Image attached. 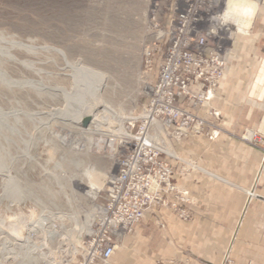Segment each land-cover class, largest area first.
I'll list each match as a JSON object with an SVG mask.
<instances>
[{"label":"rangeland","instance_id":"374dc122","mask_svg":"<svg viewBox=\"0 0 264 264\" xmlns=\"http://www.w3.org/2000/svg\"><path fill=\"white\" fill-rule=\"evenodd\" d=\"M238 1L226 20L235 28V38H246L253 34L263 3ZM156 4L162 10L157 19L166 25L165 0H0V264H73L76 259L79 240L89 233L90 215L96 214L94 205L103 201L108 175L116 170V153L134 120L129 117L144 113L150 78L145 53L153 41L151 19ZM246 58L244 51L242 59ZM263 59L264 55L258 60ZM229 68L230 60L225 57L215 96L195 110L208 121L204 133L173 137V131L166 130L158 139L164 151L160 158L172 165L174 177L181 178L200 167L197 159L176 152L189 137L202 136L210 144L221 137L237 138L253 147L261 157L253 189L263 197L251 199L239 242L246 236L253 241L259 234L256 225L264 220L262 213L254 214L264 207V132L257 122V127H245L238 133L227 127L229 111L242 103L230 99L226 90L218 94L221 83L230 86ZM260 71L258 68V74ZM194 85L198 83H193L195 90ZM218 97L221 125V111L215 105ZM89 106L92 121L82 119ZM211 107L218 110V116L210 114ZM256 118L260 122L261 117ZM100 120L106 136L93 130ZM102 135L110 142L98 141ZM85 170L92 176L83 174ZM94 176L97 178L91 181L95 185L99 181L102 188L96 199L85 193L87 179ZM250 188L242 191L224 186L221 198L217 190V198L211 199L215 189H206L199 198L180 187L188 191L186 201L179 200V207L156 206L139 227L148 225L149 234L155 221L165 230V215H172L187 223L205 219L210 223L207 231L213 235L212 223L221 220L222 227L217 226L216 231L221 229L226 241L225 236L232 235L233 225L240 220ZM136 233L137 228L122 239L119 248ZM246 244L241 246L247 248ZM36 245L42 249L36 250ZM29 246L33 252H28ZM225 246L221 264H243L229 241Z\"/></svg>","mask_w":264,"mask_h":264},{"label":"built area","instance_id":"2783aa9c","mask_svg":"<svg viewBox=\"0 0 264 264\" xmlns=\"http://www.w3.org/2000/svg\"><path fill=\"white\" fill-rule=\"evenodd\" d=\"M165 1L166 25L157 19L162 12L157 4L151 19L154 35L145 53L150 78L144 113L124 133L116 170L97 204L91 231L79 240L73 264H112L122 239L149 212L156 206L179 207L178 201L188 196L173 183L175 170L160 158L164 151L158 139L170 129L173 137L204 133L208 121L195 110L215 96L235 30L220 24L229 0ZM210 114L219 112L211 107Z\"/></svg>","mask_w":264,"mask_h":264},{"label":"crops","instance_id":"0c3cea01","mask_svg":"<svg viewBox=\"0 0 264 264\" xmlns=\"http://www.w3.org/2000/svg\"><path fill=\"white\" fill-rule=\"evenodd\" d=\"M252 32L253 34L247 35L246 38L239 35L234 39L232 48L226 54L230 60V86L227 88L225 81H222L218 91L221 95L223 90H226L230 99L242 101L231 108L230 119L226 123L227 127L236 133L245 127L255 128L260 123L258 129L264 132V59L263 61L258 60L264 55V1L262 9L257 13ZM244 51L247 57L245 60L242 59ZM258 68H261L259 74ZM219 100L220 97L215 101L217 107H219ZM219 108L222 117L218 122L221 125L223 124V111L221 107ZM201 113L204 115L205 111ZM256 117H261L260 122L256 120ZM209 144L210 142L202 136L189 137L183 141L181 151L177 148L176 152L185 158L197 159L200 167L188 176L174 177V181L180 187L190 190L191 195H197L199 198L206 189H215V194L209 195L211 199L212 197L217 198V190L220 191L219 197L221 198L224 186L242 191L251 187L247 192L249 198L242 210L240 222L236 221L234 228L232 224L230 226L234 229L232 235L225 236L226 241H223L221 229L216 231L218 227H222L221 220L212 223L215 232L211 235L207 231L210 223L205 219L187 223L171 217L172 215H165L167 225L165 230L160 229L158 223L152 221L151 230L147 234L148 225L139 227L138 224L136 235L127 237L124 246L115 251L112 264H172V261H182L185 264H221L228 248L225 246L228 241L233 250H236L234 256L239 262L243 264L262 262L264 264V220L261 221L262 224L256 225L255 228H258L259 234L252 237L253 241L248 240L250 237L246 236V239L244 237L239 242L240 231L249 215L250 201L253 198L251 193L255 194L254 197H263L253 189L254 177L258 173L257 167L261 160L260 154L237 138L228 140L226 137H221L218 141ZM262 165L264 166V163ZM261 173L262 170L259 175ZM255 212L258 216L262 214L264 216V207L262 209L258 207L254 214ZM150 214L152 211L145 219ZM255 238L257 239L256 245L254 244ZM244 243H247V248L241 246Z\"/></svg>","mask_w":264,"mask_h":264},{"label":"bare ground","instance_id":"6f19581e","mask_svg":"<svg viewBox=\"0 0 264 264\" xmlns=\"http://www.w3.org/2000/svg\"><path fill=\"white\" fill-rule=\"evenodd\" d=\"M229 1H232V2H228V4H227V7H226V11H225V15L222 17V19H220V24L223 26V27H227V26H229L228 25V21L226 20V18L227 17H229V14L231 13V10H232V8H235L236 6H235V4L236 3H238L239 1L238 0H229ZM241 1H245V0H241ZM231 9V10H230ZM236 9V8H235ZM152 25V24H151ZM233 29H235V28H233ZM236 33V32H235ZM84 108H86V107H84ZM106 111V110H105ZM77 114V113H76ZM79 115V114H78ZM84 115V114H83ZM92 117V118H91ZM104 117V116H103ZM91 119V121H92V119L94 118V114H93V112L91 111V107L89 106V108H87V110L85 111V116H84V118H82L83 120H86V119ZM105 118V117H104ZM134 119V120H132L133 122L138 118V117H133V116H130L129 117V119ZM82 119H80V121L82 120ZM99 120V119H98ZM105 121V120H104ZM106 122V121H105ZM96 125H99V126H97L96 128H94L93 130L94 131H98V132H100L101 134H105L106 132H105V130H102V128H101V125H102V123H101V120L100 121H97V123H96ZM102 127H103V125H102ZM92 130V131H93ZM106 131H108V130H106ZM122 134V133H121ZM92 135H93V132H92ZM105 136H106V134H105ZM104 135H102L99 139H98V141H109V139L110 138H108V137H105ZM161 138H163V136H161L160 137V139ZM110 142V141H109ZM162 143L164 142V140L163 141H161ZM167 143V142H166ZM114 144V143H113ZM113 144L111 145L112 146V156H113V154H114V150H113ZM116 163V162H115ZM83 174H86L87 175V177H89L90 175L92 176V174L90 173V171L89 170H85V172H83ZM104 176V175H103ZM103 176H101V177H103ZM111 176H112V174H109L108 175V179H110L111 178ZM105 177V176H104ZM95 178H97V176H94L93 178H88L87 180H89V182H87V190H85V193L88 195V196H90V198H92V199H96L97 197H98V195H99V193H100V191L102 190V188H101V185H100V182L99 181H97V183L98 184H94L93 183V181H91V179L92 180H94L95 181ZM109 181V180H108ZM104 189V188H103ZM254 193L252 194L251 193V196L252 197H254ZM97 209V205H94V208H93V210H96ZM93 219H94V217H93V215H90V220L88 221V225H87V230L86 231H91V225H92V222H93ZM51 227L52 228H54V225H51ZM29 242V241H28ZM31 245V244H30ZM40 245V244H39ZM28 246V245H27ZM35 246V245H34ZM33 247V246H32ZM38 247V248H37ZM28 249V252H33V250L30 248V246L29 247H27ZM34 249V248H33ZM36 250H40V249H42L41 248V246H37L36 245V248H35ZM35 250V251H36ZM41 253V252H40ZM42 254V253H41ZM47 255V254H46ZM42 257V256H41ZM50 261V260H49ZM48 264H58V262H55V261H52L51 263H48Z\"/></svg>","mask_w":264,"mask_h":264}]
</instances>
